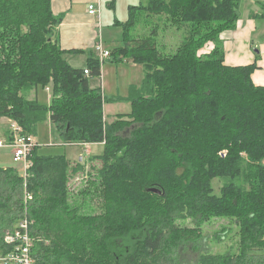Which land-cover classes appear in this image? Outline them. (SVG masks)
<instances>
[{"label": "trees", "instance_id": "1", "mask_svg": "<svg viewBox=\"0 0 264 264\" xmlns=\"http://www.w3.org/2000/svg\"><path fill=\"white\" fill-rule=\"evenodd\" d=\"M52 2L0 0V117L32 137L49 121L64 145L103 153L88 160L100 164L94 175L37 146L25 176L0 167V254L13 251L4 238L26 219L34 264H264V87L252 82L255 63L224 64L220 41L240 0L131 6L110 57L141 65L144 77L130 88V113L110 123L100 88L89 87L101 60L89 51L88 77L65 61ZM39 88L50 89L49 106L29 98ZM79 173L87 180L76 197L69 181ZM212 220L235 224V247H202Z\"/></svg>", "mask_w": 264, "mask_h": 264}, {"label": "crops", "instance_id": "2", "mask_svg": "<svg viewBox=\"0 0 264 264\" xmlns=\"http://www.w3.org/2000/svg\"><path fill=\"white\" fill-rule=\"evenodd\" d=\"M121 1H123L121 2L122 10L120 13L122 18L123 14H125L123 20L117 19L118 11H120L118 8L119 0H53L52 9L54 15L62 16V21L56 29L58 44L62 50L66 51L64 59L72 68L85 70L89 51H94L95 44L100 41L98 34L101 32V22L103 23L104 18H106L107 22L111 23V26L121 29L120 26L117 25V22H125L128 16V9L131 6H139L142 3V0ZM93 4L98 8V19L88 13L89 5ZM238 14L239 18L235 27L220 35V41L222 42L224 50V64L230 67H239L255 63L257 69L251 75L252 82L255 86L264 87V0H240ZM97 23H99V25ZM260 34L263 36L261 40L259 38ZM72 50H82L84 53L76 54L70 52ZM106 51L110 53L109 49ZM67 56L71 57V64L67 60ZM109 58L110 56L103 60H108ZM103 60H101V62H103ZM129 63L130 62L126 61L119 65H129ZM133 65L134 64H131V66ZM111 71L116 72L113 68ZM101 77L102 70L100 79ZM132 86L134 87V85ZM45 91L51 94L50 89H45ZM29 98L37 99V92L31 94ZM50 102L51 97L48 99L49 105ZM2 119L6 123L3 135L7 143L11 139L9 133L11 121L7 118ZM47 122L49 123V121ZM97 145L103 146L102 144L78 145L86 149V156L80 157L81 161L78 162L81 163L83 160L86 162L91 157L98 156V154H93L89 150V148ZM66 159L70 162L72 167L77 163L75 160ZM0 167L14 168L8 165H0ZM18 168L19 170L16 169L17 173L23 176L24 172L22 167L18 166Z\"/></svg>", "mask_w": 264, "mask_h": 264}, {"label": "rangeland", "instance_id": "3", "mask_svg": "<svg viewBox=\"0 0 264 264\" xmlns=\"http://www.w3.org/2000/svg\"><path fill=\"white\" fill-rule=\"evenodd\" d=\"M121 0H119V10L117 14V19L123 20L125 18V14H123V18L121 16ZM108 11V10H106ZM101 32L98 34V38L102 44L104 50H108L111 52L117 45L121 44L122 42V31L118 27L111 26L110 22L106 21V18L103 19V23L101 22ZM138 26L134 33H139ZM168 30V29H167ZM142 30L140 31L141 34ZM176 35L172 36L171 33L165 35L166 39L164 38V42L166 44H173L174 41L177 43L179 37L181 38V34L175 32ZM261 34L259 35L260 40L262 39ZM163 42V43H164ZM77 58V57H76ZM67 60L71 64L72 60L71 57L67 56ZM130 62L129 65H119L123 62ZM132 63L129 60H123L121 62H114L112 57L108 60H103L101 62V70H102V77L95 78L89 81V87L91 89L100 88L101 95L105 98L106 102L103 104V116L107 123L112 122L117 115H123L125 113L130 112V105L127 100L130 88L139 87L142 85V80L144 77L143 68L141 65L134 64L131 66ZM112 68L116 72H112ZM51 97L50 93H47L45 90L39 88L37 90V101L44 106H48V99ZM6 126L5 121L0 117V142L6 143V139L3 135L4 128ZM36 146H37V154L40 156H64L70 160L79 161L80 157H85L86 152L85 148L80 147L78 145L66 146L63 144L59 134L55 130L54 127L51 126L50 123L42 122L37 125L36 134L34 136ZM89 150L93 154H102L103 153V146L97 145ZM12 153V152H11ZM10 153V149L7 147L0 148V165H8L13 166L19 170L18 166L20 164H13L12 156ZM81 163L85 164L86 172L95 174L92 168H99L100 164L98 162L90 163L89 161L83 160ZM93 171V172H92ZM20 172V171H19ZM85 174V173H84ZM79 173L71 177L69 181V187L71 189V193L79 197L78 191H81L85 186L86 178L85 175ZM89 174L87 177H89ZM215 193H219V189L222 186V182L218 180H214L212 183ZM78 194V195H77ZM185 225L189 226V223H185ZM229 229L228 234H224L222 230ZM203 232V239L201 241L202 247L205 246V250L207 252H223L227 250L228 247H235L238 242L237 238V227L233 222H229L227 220H212L210 223L206 224L202 228ZM221 233L224 243L219 244L218 241L215 240V236L218 233ZM225 252V251H224Z\"/></svg>", "mask_w": 264, "mask_h": 264}, {"label": "built area", "instance_id": "4", "mask_svg": "<svg viewBox=\"0 0 264 264\" xmlns=\"http://www.w3.org/2000/svg\"><path fill=\"white\" fill-rule=\"evenodd\" d=\"M88 13L97 19L99 18L98 8L94 4L89 5ZM97 24L99 25V23ZM94 52L101 60L110 56V53L103 49L100 41L95 44ZM89 74L88 69H85L84 75L88 77ZM9 133L10 141L7 143L0 142V148L7 147L11 150L13 163L20 164L24 172L23 176H25L27 169L30 167L29 157L36 146L35 139L32 136L24 135L22 128L13 121L10 122ZM26 198L29 199L30 197L26 196ZM30 225L31 223L28 220L23 219L18 223L13 233L6 235L4 242L13 245L14 249L6 255L0 254V264H34V260L30 255L32 248V239L29 236Z\"/></svg>", "mask_w": 264, "mask_h": 264}, {"label": "water", "instance_id": "5", "mask_svg": "<svg viewBox=\"0 0 264 264\" xmlns=\"http://www.w3.org/2000/svg\"><path fill=\"white\" fill-rule=\"evenodd\" d=\"M79 161H81V158H80ZM150 192H152V193H157V194L159 193L156 189H151Z\"/></svg>", "mask_w": 264, "mask_h": 264}]
</instances>
